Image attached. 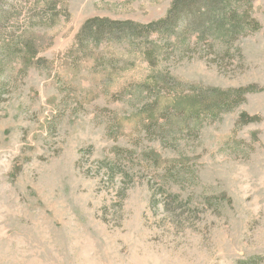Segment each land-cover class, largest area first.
<instances>
[{
  "label": "rangeland",
  "instance_id": "374dc122",
  "mask_svg": "<svg viewBox=\"0 0 264 264\" xmlns=\"http://www.w3.org/2000/svg\"><path fill=\"white\" fill-rule=\"evenodd\" d=\"M65 1L46 66L0 69V264H264V0L257 32L214 47L81 45L86 19L147 23L171 0ZM197 91L244 98L173 132Z\"/></svg>",
  "mask_w": 264,
  "mask_h": 264
},
{
  "label": "trees",
  "instance_id": "16d2710c",
  "mask_svg": "<svg viewBox=\"0 0 264 264\" xmlns=\"http://www.w3.org/2000/svg\"><path fill=\"white\" fill-rule=\"evenodd\" d=\"M253 1L171 0L162 17L147 23L94 16L82 23L77 38L81 45L132 43L151 36L169 38L188 33L208 42L212 47L218 41L229 44L260 29V23L245 12V8ZM66 16L65 0H0V69L19 59L23 60L26 70L46 66L49 61L40 53L52 43L53 28ZM18 64L15 63V66ZM185 96L192 107L173 108L168 113L170 121L165 125L173 132L187 128L190 120L197 123L203 118L217 117L244 98L239 91L226 96L217 93L205 96L197 91L196 95ZM261 258L253 255L238 261V264H259Z\"/></svg>",
  "mask_w": 264,
  "mask_h": 264
}]
</instances>
